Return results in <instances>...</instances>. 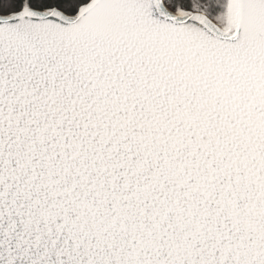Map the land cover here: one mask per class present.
<instances>
[{
	"label": "snow or ice",
	"instance_id": "obj_1",
	"mask_svg": "<svg viewBox=\"0 0 264 264\" xmlns=\"http://www.w3.org/2000/svg\"><path fill=\"white\" fill-rule=\"evenodd\" d=\"M0 264H264V0H0Z\"/></svg>",
	"mask_w": 264,
	"mask_h": 264
}]
</instances>
